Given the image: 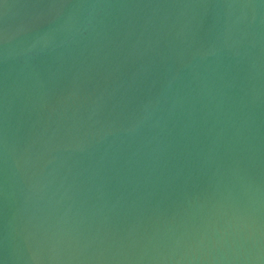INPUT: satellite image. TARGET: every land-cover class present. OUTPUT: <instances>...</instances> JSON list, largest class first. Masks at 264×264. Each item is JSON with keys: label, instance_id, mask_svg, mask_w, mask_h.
I'll use <instances>...</instances> for the list:
<instances>
[{"label": "water", "instance_id": "water-1", "mask_svg": "<svg viewBox=\"0 0 264 264\" xmlns=\"http://www.w3.org/2000/svg\"><path fill=\"white\" fill-rule=\"evenodd\" d=\"M0 264H264V0H0Z\"/></svg>", "mask_w": 264, "mask_h": 264}]
</instances>
